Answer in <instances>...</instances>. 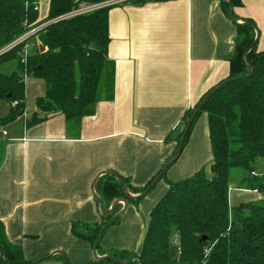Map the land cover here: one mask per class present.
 <instances>
[{"label": "crops", "instance_id": "1", "mask_svg": "<svg viewBox=\"0 0 264 264\" xmlns=\"http://www.w3.org/2000/svg\"><path fill=\"white\" fill-rule=\"evenodd\" d=\"M233 2L237 23L222 8L223 0H148L113 7L108 13L113 96L102 97L76 129L61 115L26 126L45 90L42 81L26 79L23 118L0 129L6 133L0 135V222L7 242L20 247L26 260L60 252L70 263H93L92 248L73 238L71 225L100 223L94 180L109 172L142 188L171 160L184 114L228 77L241 20L254 23L257 51H264V0ZM195 125L166 171L167 181L183 180L210 164L207 119L204 128L195 130ZM165 191L159 180L136 205H127L119 223L106 231L98 257L110 250L137 253L149 213ZM258 200L256 192L231 188L228 193L230 208ZM117 207L119 212L123 204Z\"/></svg>", "mask_w": 264, "mask_h": 264}, {"label": "trees", "instance_id": "2", "mask_svg": "<svg viewBox=\"0 0 264 264\" xmlns=\"http://www.w3.org/2000/svg\"><path fill=\"white\" fill-rule=\"evenodd\" d=\"M107 1L49 0L47 15L41 20L38 0H0V69L15 64L10 74L0 72V101L8 104L7 115L0 118V129L23 118L26 79L40 80L45 88L44 95L36 99V111L26 120V126L61 115L69 127L76 129L84 117L93 113L102 97L112 99L114 66L108 58V13L115 6L64 18L81 6ZM145 1L148 0L133 3ZM233 3H222L228 16ZM231 16L239 20L233 12ZM241 21L236 24L229 75L215 86L222 85L202 107L183 143L184 147L198 117L205 113L210 164L177 182L167 181L166 173L163 174L160 180L166 191L149 213L139 251L110 250L103 254L107 259L89 264H264V175L255 168L258 160H264V51H257L258 31L254 23ZM39 45L44 52H39ZM247 65H252L250 77L246 76ZM215 87L184 114V127ZM100 91L104 93L102 97ZM182 135L183 132L178 144ZM163 167L142 188H133L128 180L118 177L128 193L137 195L146 191ZM236 170L239 174L232 178ZM232 180L236 181L234 187ZM231 188L256 192L260 200L230 208ZM94 190L106 209L114 200L125 199L120 183L109 175L100 176ZM143 198L129 199L127 204L136 205ZM117 209L116 206L113 215ZM119 219L104 230L110 219L101 217L95 225L73 223L71 235L92 248L99 235L102 234L101 243L106 231L116 226ZM174 237L178 253L170 259ZM46 260L77 264L60 255L26 260L20 247L7 242L0 222V264H39Z\"/></svg>", "mask_w": 264, "mask_h": 264}, {"label": "water", "instance_id": "3", "mask_svg": "<svg viewBox=\"0 0 264 264\" xmlns=\"http://www.w3.org/2000/svg\"><path fill=\"white\" fill-rule=\"evenodd\" d=\"M224 2L228 3V1H225L223 0ZM229 17L230 19L234 22V23H237V21L231 16V7H229ZM39 52L42 53L44 52V48L42 46L39 45ZM251 67L252 65H247L246 66V70H247V77H250L251 75ZM222 87V85H219L217 87H215L212 91H210L203 99L202 101L199 103V105L197 106V108L193 111L192 113V116L191 118L189 119L188 123L186 124V126L183 128V135L179 141V144H178V147H177V150L174 154V156L171 158V160L163 167L162 171L160 172V174L151 182L150 186L146 189V191H144L143 193L141 194H137V196L133 197L130 195V193L127 192L124 184L122 183L121 179L116 175V174H113V173H109V172H103L102 174H100V176L102 175H109V176H112L115 180H117L121 187H122V190L124 192V195H125V199H117V200H114V202H112L110 208L106 209L104 206H103V203L102 201L100 200V198L96 195V193L93 191L92 194H93V198L94 200L97 202L98 204V207H99V212H100V216L102 218H105V219H110V221L107 223V225L103 228V230L105 228H107L108 226H110V224L112 222H114L116 219H119L126 211V208H127V200H133V199H137V198H142V197H145L149 192L150 190L156 185V183L160 180V178L162 177L163 174L166 173V171L176 162V160L178 159V157L180 156L181 154V151H182V148H183V143H184V140H185V137L194 121V119L196 118V116L201 112V109L202 107L205 105V103ZM9 97V96H7ZM98 176V178L100 177ZM96 178L94 180V184H93V188L95 186V183L97 181ZM118 203H122L123 204V208L115 215L114 212H115V207L117 206ZM102 237V234L99 235V239L96 241L95 245L92 247V255H93V259L95 261H99V260H104V259H107L108 257L107 256H101V257H98L97 255V247L100 243V239ZM204 240V238L202 239ZM177 254V249L175 247H171L170 248V253H169V258L172 259L173 257H175ZM53 255H60V256H63L62 253L60 252H55L54 254H51L49 256H47V258H50L51 256ZM38 261L34 262V264H37ZM119 264H127V263H124V262H118Z\"/></svg>", "mask_w": 264, "mask_h": 264}, {"label": "rangeland", "instance_id": "4", "mask_svg": "<svg viewBox=\"0 0 264 264\" xmlns=\"http://www.w3.org/2000/svg\"><path fill=\"white\" fill-rule=\"evenodd\" d=\"M47 1L48 0H38V10H39V15L40 16H43L44 13H45V10L47 8ZM81 7H86V5L85 6H81ZM14 69H15V64L14 63H9V64L4 65L3 67H1L0 72L2 74H6L7 75V74H10L11 72H13ZM27 89H28V94H27L26 101L29 102V98H31L30 97V92L31 91H30V85L29 84L27 85ZM99 94L102 97L104 93L102 91H100ZM7 113H8V104L5 101H0V118L6 116ZM205 118H206V114L205 113H201L200 116L198 117L196 123H195L196 124L195 125V128H196L195 130H200L201 127L204 128V126H205ZM208 165L209 164L207 162V166ZM255 168H256V170H257V172L259 174L264 175V160H258L256 162V164H255ZM236 174L237 175L239 174L238 170L234 171L232 178H234L236 176ZM235 184H236V181L232 180L231 181V187L232 186L234 187Z\"/></svg>", "mask_w": 264, "mask_h": 264}, {"label": "built area", "instance_id": "5", "mask_svg": "<svg viewBox=\"0 0 264 264\" xmlns=\"http://www.w3.org/2000/svg\"><path fill=\"white\" fill-rule=\"evenodd\" d=\"M134 1H136V0H109V1L101 3L99 5L80 7L76 11H73L72 13L64 16V18H70V17H74V16L81 15L84 13L92 12V11L97 10V9L119 6V5H123L126 3H131ZM1 135H2V137H5L6 133L2 132ZM172 245H173V247H175L177 249V253H178V243H177L176 237H174V239L172 240ZM205 253H207V251H205Z\"/></svg>", "mask_w": 264, "mask_h": 264}]
</instances>
